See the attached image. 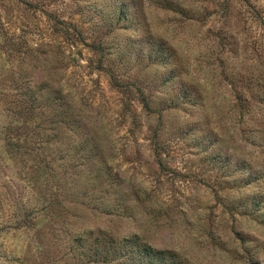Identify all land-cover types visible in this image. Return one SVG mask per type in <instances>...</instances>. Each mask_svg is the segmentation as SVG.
<instances>
[{
	"label": "rangeland",
	"instance_id": "1",
	"mask_svg": "<svg viewBox=\"0 0 264 264\" xmlns=\"http://www.w3.org/2000/svg\"><path fill=\"white\" fill-rule=\"evenodd\" d=\"M97 233L264 264V0H0V264Z\"/></svg>",
	"mask_w": 264,
	"mask_h": 264
},
{
	"label": "trees",
	"instance_id": "2",
	"mask_svg": "<svg viewBox=\"0 0 264 264\" xmlns=\"http://www.w3.org/2000/svg\"><path fill=\"white\" fill-rule=\"evenodd\" d=\"M242 1L246 4H250L251 0ZM251 12L255 18L259 17L255 8H253ZM42 90L43 89L40 87L37 96L31 95L32 99L39 100L40 102L50 99V101L47 102L51 105L54 101L53 98L50 94H45L43 92L44 90ZM70 116H72L71 113ZM70 122L71 121H69L66 126L67 133L81 134L82 131L80 126L72 128L70 125L76 122ZM35 156L38 157L37 155ZM106 209L105 211L109 210ZM88 233L91 234L92 231ZM97 235L96 242H91L94 246H89L87 250L82 249L81 255L76 256V252L73 253V256H71L73 264L81 260L84 264H186L184 261L179 260L173 252L155 248L141 241L137 236L115 238L104 233H97ZM79 238H81V236H79Z\"/></svg>",
	"mask_w": 264,
	"mask_h": 264
}]
</instances>
